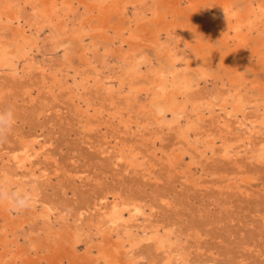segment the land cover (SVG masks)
Segmentation results:
<instances>
[{"label": "rangeland", "instance_id": "374dc122", "mask_svg": "<svg viewBox=\"0 0 264 264\" xmlns=\"http://www.w3.org/2000/svg\"><path fill=\"white\" fill-rule=\"evenodd\" d=\"M0 1L5 4L7 0ZM45 1L36 0L41 8H45ZM71 1L73 6L79 5L76 0ZM156 1L168 22L175 19L194 32L195 46L202 47L198 48L202 50L196 60L205 64L210 76L203 79L190 68L187 77L194 87L206 91L208 98L214 95L213 106L205 105L196 113L187 104L178 110V121H168L173 113L165 111L166 101L155 104L151 97L157 70L171 69L172 65L147 37L133 45L136 51L141 48L138 54H146L151 60L141 68L144 76L140 80L147 90L138 96L128 95L130 77L118 59V38L113 44L95 36L98 13L92 16L94 28L85 43L95 38L97 54L107 53L106 65L99 61L93 65L87 63L70 34L60 38V48L54 49L49 40L54 34L53 27L45 25L43 32L37 31L31 21L32 27L25 28L27 35L37 40L36 47L18 60L21 62H16L15 71L0 68V108L11 107L16 114L11 135L5 143H0V181L16 185L17 190L30 189L35 196L34 206L22 213L11 211V220L0 215V226L12 225L15 236L11 233V238L19 240L24 252H31L32 262L41 258L43 264L50 263L46 260L48 253L40 252V242L60 229L65 233L80 232L84 238L77 244L79 259H65L63 264H87L91 256H97L96 248H92L90 257L86 254L87 242L90 238L96 242L99 232L108 229L112 240L125 243L126 249L130 238H144L129 250L136 264H179L181 260L180 264H264V61L248 59L259 47L264 49V21L260 30L255 31L257 34L251 35V45L240 52L237 40L225 43L223 33L210 26L204 13L197 10L203 8L207 16L217 0H194L198 6L195 11L189 0ZM225 1L241 8L243 13H248L249 3L264 2ZM80 7L82 12L85 7ZM128 11L131 12L130 6ZM15 24L13 28L17 30ZM122 24L128 26L127 17H122L119 11L112 13L108 36H115L114 28ZM146 24L155 31L151 20ZM0 36L12 40L14 31L0 28ZM160 36L165 37L164 30ZM123 45L125 50L133 47L127 41ZM181 65L177 63L178 68ZM83 76L90 80L88 84L85 81V91L80 89ZM121 81L125 82L124 87H120ZM236 85L242 87L245 102L242 114H235L230 104L224 106L217 93ZM178 99L181 100L180 95ZM186 120L196 124L188 133L184 129ZM34 136L41 139L44 148L38 153L31 151V162L18 167L12 159L13 152L23 149L25 142ZM180 153L184 154L183 158L177 160ZM112 203L124 211V218L114 223L107 218ZM134 204L142 212L131 217ZM41 211L47 219L44 220ZM20 223L24 224L23 230ZM156 230L167 233L168 242L172 240L170 248L167 245L158 248L154 239H146Z\"/></svg>", "mask_w": 264, "mask_h": 264}, {"label": "bare ground", "instance_id": "6f19581e", "mask_svg": "<svg viewBox=\"0 0 264 264\" xmlns=\"http://www.w3.org/2000/svg\"><path fill=\"white\" fill-rule=\"evenodd\" d=\"M58 1L59 0H46L44 2L45 8L39 7L36 0H7L5 4L0 3V28L7 27V28H10L11 30L14 31V38L12 40H9L3 36H0V68H6V69L9 68V69L15 71L14 69L16 68L15 67L16 62L22 57L25 58V56L29 55L31 53V51L34 49V47H36L37 40L35 38L32 39L30 36H28L27 32H26V28H25L28 25H30V26L32 25L31 21H33L35 23V25H36L35 29L37 31H39V30L41 31L45 27V25H49V26L53 27L52 32H54V34H53V36H51L50 39L49 38L48 39L50 40L51 46L54 47V49H57L59 47V39L60 38H62L64 35L70 34L73 38V41L75 43H77L79 45V47L81 48L82 56L86 60L87 63L93 65V63L96 64V63H98V61L101 63L106 62L105 56L107 53L106 54L104 53L102 55L97 54L98 45L96 43L95 38H93L91 40V42L85 43V38H87L88 36L91 35V30L94 28L93 24H92V16L95 13H98L96 15V16H98V23H99V25L96 28V31L98 33H95V36L102 37L105 40H110L113 44L116 43L115 38H118V41L120 42V45L116 46V51L119 52L118 59H119V62L122 63L123 69L126 71L128 76L130 77L127 88L125 87L127 89L128 95L138 96V94H140L143 90H147L145 87V84L140 80L144 76L143 71H141L142 70L141 68L143 67L142 64L148 63L151 60L148 58V56L146 54H143V53L138 54L137 53V51L138 50L140 51L141 48L140 49L138 48V50L136 51L135 47L133 46V45L139 43V41L143 37H147L148 39H150V42L154 46L156 51L157 52H163L164 55H166V57L168 58L169 63L172 65L171 69H169L167 67L166 68L161 67L157 70L159 73L154 78L155 79L154 83H153L154 89L152 91L153 96L151 97V100L155 104H156V102L160 103L161 100L166 101L165 111L170 110V112L173 113L172 118H170V116L168 117V118H170V119H168V121L169 120L171 122L178 121L179 120V118L177 117L178 110L186 108L187 104L191 105L193 107V110H195V112L203 109V106H205V105H211V106L214 105V100H215L214 95H211V97L208 98L207 94L205 93L206 91L201 90L198 86L194 87L191 79H189L187 77V71H189L190 68L195 69L199 73L200 77L203 79L210 76V72L208 71L205 64L203 62H197V60H196L198 56H201L200 51L202 49L199 51L198 48H202V47H200L197 44H196L197 46H195L196 37H195L194 32L192 30H190V28L187 27L186 25H184L182 23H177L175 21V19L168 22L167 21V15L165 14V11L161 8L160 4L156 0H138V1L137 0H122V1L121 0H76L75 3L79 4L76 7L73 6V3L71 0H60V2H58ZM119 1H121V2H119ZM189 1H190V5L192 7H194V11H195V6L198 7L197 5H195V2H197V1H194V0H189ZM111 3H113V4H111ZM80 5H83L85 7V9L82 10V12H79L80 11L79 9L81 8ZM129 6H130L131 12L128 11ZM253 6H255V7H253ZM202 9L199 7L197 8V10L200 13H204L203 17L207 18L210 26L214 25L216 31L218 30L219 33H223V35L222 36L220 35V36L222 37V39L224 40L225 43H228V41L230 39L238 41V46H239L240 52L246 51L247 47L249 45H251V35H253V33L255 31L260 30V26H261L260 24L263 23V21H264V2L263 1H256L254 4H253V2H252V4L249 3L248 4V13H243L241 8L235 7L233 4H231V2H228L225 0H220V1L217 0V2L212 5L211 10L207 9L210 12L207 16H206V13ZM117 11H119V13L122 15V17H127L128 26H125L122 24V26H120L118 28H114L115 36L109 37L107 33L109 32L110 16L112 13L114 14V12H117ZM61 14H63V15H61ZM173 16L176 18V15H173ZM123 20L125 21V19H123ZM147 20H151L153 22V24L156 26L155 31H153V30L151 31L148 28V26L146 24ZM15 23L18 24L17 30L15 29L16 31L13 28V24L16 25ZM162 30H164V32H165L164 38H162L160 36V32ZM41 32H43V30ZM148 33H150V34H148ZM230 34L233 35V38H230ZM126 41L129 42L133 46L131 49H126V50L124 49L123 44H125ZM201 42H203V41H201ZM199 44L201 45L202 43H199ZM104 50L106 52V49H104ZM57 51H56V53H57ZM252 51H253V49H252ZM90 52L92 53L91 56H89ZM203 52H204V50H203ZM62 57H63V55H62ZM254 58H257L259 61H262V62L264 61V49H263V47H259L256 50V53H255V51H253L252 54H250L248 57L249 61H252ZM111 61H112V59H111ZM18 62H21V60ZM180 62L182 63L183 66L181 65L182 67L178 68L177 63H180ZM27 65H29V64H27ZM30 66H32V65H30ZM107 67H109V66H107ZM154 67H156V66H154ZM158 67H160V66H158ZM104 68H106V67H104ZM112 71H113V69H112ZM120 71L121 70H119V72ZM20 72H21V70H20ZM100 72H101V70H100ZM113 72H115V71H113ZM113 72H110V73H113ZM74 73H75V71H74ZM15 74H17V72ZM27 74H28V72H27ZM73 75H75V74H73ZM80 75H78V76H80ZM78 76H77V78H79ZM88 76L87 77L83 76L84 77L82 80L83 83L81 82L80 89L84 90L85 81L87 84L90 83ZM72 77L74 78V76H72ZM80 79H81V76H80ZM118 79H120V78H118ZM92 81H93V78H92ZM98 81H100V80H98ZM98 81H96V82H98ZM114 81H115V79H114ZM96 84L98 85L100 83H96ZM120 84H121L120 87H124L125 82L121 81ZM204 85H206V83ZM90 86H92V85H90ZM115 88L117 89L118 87H115ZM257 88H258V86H257ZM75 89H76V87H75ZM214 89H216V88H214ZM217 89H218V87H217ZM86 90H88V88ZM206 90H208V89H206ZM241 91H242V87H240L239 85H236V86H234L233 89H228V90L220 89L219 91L217 90V93L219 92V98L222 100V104L224 106L230 104V106H232V108H233V112H235V114H238L239 112L241 113L243 111L244 105H245ZM73 94H75V93H73ZM145 94H146V92H145ZM179 95L181 96V100L178 99ZM148 99H150V97ZM153 111H155V110H153ZM190 111H191V109H190ZM198 112H200V111H198ZM206 114L207 113H205V115ZM163 115H165V112ZM162 118H164V117H162ZM157 119H159V118H157ZM165 120H162V121H165ZM192 121H193V119H192ZM192 121L188 120V122H187V120H186L187 123L184 125V127H185L184 129H185L186 133H188L189 130L192 129L193 125H196ZM159 122H161V121H159ZM162 125H163V123H162ZM167 125H168V123H167ZM179 127L180 126H178L177 128H179ZM182 130H183V128H182ZM187 139H186V141H187ZM25 141H23V142H25ZM40 143H41V139L38 137H35L34 139H32L30 141H26L23 149H21L20 151L17 150V151L13 152L12 159L15 162H17L18 167L23 168L28 164V162H31V158L33 157V156L31 157V154H30L31 151L34 150L38 153L39 150H42L44 148V144L41 145ZM38 144L41 145L39 149L37 148ZM229 144H230V142H229ZM233 144H235V143H233ZM211 145L212 144H209L210 147H211ZM157 148H159V147H157ZM195 148H196V146H195ZM224 148H226V147H224ZM225 152L228 153L227 151H225ZM154 153H155V151H154ZM183 155H184L183 153L176 155L177 160L182 159ZM189 155H191V154H189ZM174 160H176V159H174ZM174 160L172 161L173 163H174ZM190 160L191 159H189V162L192 164V162ZM137 161H139V160H137ZM143 161H144V159H143ZM169 165H171V164H169ZM193 166H196V165H193ZM172 167H174V166H172ZM151 175H153V174H151ZM194 178H195V176H194ZM112 204H113V206L111 207L107 218L109 217L110 222L114 223V221L121 220L122 218H124L123 217L124 211H123V209L118 210L117 204H114V203H112ZM122 206L124 207L123 204H122ZM133 207L134 208H132V211L134 213L131 215V217H135L138 213L142 212L141 208L139 206H137L136 204H134ZM41 213H42V211H41ZM42 214L45 216L44 220L47 219L45 212ZM0 215L3 216L4 218H6V220H11V211L9 210V208L7 206H0ZM15 216H16V214H15ZM126 217H128V216H126ZM24 223H26V222H24ZM9 224L7 223V224H3L0 226V249L1 248L3 249V252L0 253V264H8V263H11V264H43V260L41 258H39L35 261L33 260V262H32V260H30L31 259L30 258L31 252H24L21 248L22 246L20 245L19 240L11 238L12 237V236H10L11 233L13 234V236H15V229L12 227V225L10 226ZM50 226H52V225H50ZM20 228L23 230L24 224H21ZM33 228H34V226H33ZM106 230H108V229H106ZM106 230L102 229V231L99 232V236H97V239L95 238L96 242H94L93 238H90V240L87 242V245H86L87 251L85 249L84 250L86 251V254L89 255V257H90V254L92 253V248H96V250H97V252H96L97 256L94 258H92V256H91L89 258L87 264H100L101 262L103 264H136V262H134L135 259H132V256L129 255V250L132 249L137 243H139V242L141 243V240H143L144 238L142 239L141 237H138V236L136 237V239H134L135 237L130 238L129 242L127 243L129 245V248L126 249L125 243L123 244L122 242L112 240V236L110 235L111 233L109 231H106ZM135 231H134V233H135ZM167 232H169V231H167ZM128 234H130V233H128ZM166 234H167L166 232L160 233V231L156 230V232L147 236L146 239H154L159 245V247L157 246L158 248H160V247L163 248L166 245L170 248L172 240L169 243L167 240L168 237H166ZM114 235L117 236V234H114ZM134 235H136V234H134ZM119 238H117V240H119ZM83 239L84 238L80 234V232L77 233V232L67 231L65 233L63 231H60V229H59V231L54 232L51 235H47L43 238V240L40 242V244H41L40 245L41 246L40 252L46 251L48 253L49 256L46 257V260L48 262L51 263L53 261H56L55 262L56 264H63L65 259H68L69 261H71L72 258L79 259L78 255H77V253H78L77 250H79V249H77V244L80 243V241H82ZM115 239H116V237H115ZM121 239H122V237H121ZM35 247H36V245H35ZM37 252H38V250H36V253ZM36 255L38 256L39 254L37 253ZM84 255H85V252H84ZM177 257H178V255H177ZM180 262H179V264H180ZM75 263L77 264V262H75ZM169 264H171V263H169Z\"/></svg>", "mask_w": 264, "mask_h": 264}, {"label": "clouds", "instance_id": "9594fccd", "mask_svg": "<svg viewBox=\"0 0 264 264\" xmlns=\"http://www.w3.org/2000/svg\"><path fill=\"white\" fill-rule=\"evenodd\" d=\"M16 125V114L11 107L0 108V143H5ZM35 196L30 189L17 190L6 182L0 181V206L10 211L22 213L34 206Z\"/></svg>", "mask_w": 264, "mask_h": 264}]
</instances>
